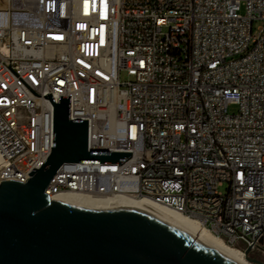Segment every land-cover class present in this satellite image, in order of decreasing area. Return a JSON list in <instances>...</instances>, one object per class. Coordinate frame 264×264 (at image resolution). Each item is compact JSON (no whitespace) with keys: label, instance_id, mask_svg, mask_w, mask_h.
I'll return each instance as SVG.
<instances>
[{"label":"built area","instance_id":"1","mask_svg":"<svg viewBox=\"0 0 264 264\" xmlns=\"http://www.w3.org/2000/svg\"><path fill=\"white\" fill-rule=\"evenodd\" d=\"M260 19L264 0H0V183L42 166L44 95H71L89 151L132 154L65 162L47 194L146 199L264 263Z\"/></svg>","mask_w":264,"mask_h":264},{"label":"water","instance_id":"2","mask_svg":"<svg viewBox=\"0 0 264 264\" xmlns=\"http://www.w3.org/2000/svg\"><path fill=\"white\" fill-rule=\"evenodd\" d=\"M54 105L52 152L23 183H0V264H235L169 221L137 206L79 192H45L69 161L119 162L131 151H89L88 119ZM246 257L256 263L262 261Z\"/></svg>","mask_w":264,"mask_h":264},{"label":"bare ground","instance_id":"3","mask_svg":"<svg viewBox=\"0 0 264 264\" xmlns=\"http://www.w3.org/2000/svg\"><path fill=\"white\" fill-rule=\"evenodd\" d=\"M1 160V158H0ZM91 194V193H87ZM120 202L128 203L144 210H147L167 221L190 235L192 238L229 259L235 264H256L250 261L246 254L237 247L229 245L224 239L213 235L203 224L197 219L186 214L178 212L174 209L153 203L146 199L134 198L125 195L113 194H93Z\"/></svg>","mask_w":264,"mask_h":264},{"label":"rangeland","instance_id":"4","mask_svg":"<svg viewBox=\"0 0 264 264\" xmlns=\"http://www.w3.org/2000/svg\"><path fill=\"white\" fill-rule=\"evenodd\" d=\"M259 26H264V20L263 19H260L258 20L256 23H255V27H259ZM122 79H127V75L126 74H123L122 75ZM230 111H237V106L236 105H231L230 106Z\"/></svg>","mask_w":264,"mask_h":264}]
</instances>
